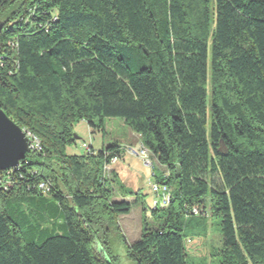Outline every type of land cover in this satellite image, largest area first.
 <instances>
[{
  "label": "trees",
  "instance_id": "1",
  "mask_svg": "<svg viewBox=\"0 0 264 264\" xmlns=\"http://www.w3.org/2000/svg\"><path fill=\"white\" fill-rule=\"evenodd\" d=\"M0 22V109L39 143L0 172V264H112L95 235L142 203L104 170L125 145L67 153L106 118L170 193L141 207L135 264H187L206 212L219 264H264V0H0Z\"/></svg>",
  "mask_w": 264,
  "mask_h": 264
},
{
  "label": "rangeland",
  "instance_id": "2",
  "mask_svg": "<svg viewBox=\"0 0 264 264\" xmlns=\"http://www.w3.org/2000/svg\"><path fill=\"white\" fill-rule=\"evenodd\" d=\"M104 132H93L84 120L77 121L72 126V132L77 136L75 143L67 147L68 154L82 155L87 145L93 150H98L113 142H118L126 146H136L139 138L130 134V130L121 122L119 118H106ZM118 174L117 187L123 186L126 190L142 195V203L133 205L129 213L118 216V228L113 226L107 234L96 233L95 243L97 249L105 252V258L112 264H135L129 257L127 244L139 238L141 223V207L149 215L152 203L156 195L151 192L150 180H154L151 173V166L144 165L137 157L125 155L118 162L110 167ZM155 173L161 175L162 167L155 164ZM116 189L114 198H123ZM127 201H132L134 196H126ZM207 217V233L205 236H196L186 242V252L188 255L187 264H219L220 255L212 253L219 246L218 228L213 224L215 219ZM193 261H192V260ZM192 262V263H191Z\"/></svg>",
  "mask_w": 264,
  "mask_h": 264
},
{
  "label": "water",
  "instance_id": "3",
  "mask_svg": "<svg viewBox=\"0 0 264 264\" xmlns=\"http://www.w3.org/2000/svg\"><path fill=\"white\" fill-rule=\"evenodd\" d=\"M3 23L0 22V32ZM26 132L0 109V171L16 168L28 154Z\"/></svg>",
  "mask_w": 264,
  "mask_h": 264
},
{
  "label": "built area",
  "instance_id": "4",
  "mask_svg": "<svg viewBox=\"0 0 264 264\" xmlns=\"http://www.w3.org/2000/svg\"><path fill=\"white\" fill-rule=\"evenodd\" d=\"M27 138H28V148L29 151L33 150V149H38L39 148V143L38 141L34 138V137H28V134L26 133ZM85 149H88V147L86 146ZM124 154L128 155V156H132V157H137L140 160H142L144 165L147 166H151L153 164V160L150 158L148 151L146 150V148L139 142L138 145L136 146H126L124 147ZM117 160L114 158L111 160V164L110 165H106L104 166V170L105 171H109L110 167L113 163H115ZM13 169L10 170H5V171H0V172H5L6 174H8V172H10ZM150 183V188H151V192L156 195V199L154 201V203H152L151 207H158V206H166L169 202L170 199V193H169V189L166 185L163 184H159L156 182H151ZM40 188H43V184L39 185ZM199 210H197V208L193 209V213L198 214ZM205 215L208 217L209 213L206 212ZM186 242H190V239H186ZM186 245V244H185Z\"/></svg>",
  "mask_w": 264,
  "mask_h": 264
},
{
  "label": "crops",
  "instance_id": "5",
  "mask_svg": "<svg viewBox=\"0 0 264 264\" xmlns=\"http://www.w3.org/2000/svg\"><path fill=\"white\" fill-rule=\"evenodd\" d=\"M121 122H122V121H121ZM130 134H133L135 137L139 138L137 134L132 133L131 131H130ZM117 162H118V161H116V163H117ZM112 169H113V168H112ZM114 170H115V169H114Z\"/></svg>",
  "mask_w": 264,
  "mask_h": 264
}]
</instances>
